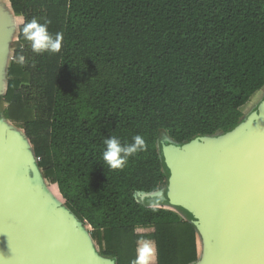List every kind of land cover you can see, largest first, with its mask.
<instances>
[{
	"label": "trees",
	"instance_id": "obj_1",
	"mask_svg": "<svg viewBox=\"0 0 264 264\" xmlns=\"http://www.w3.org/2000/svg\"><path fill=\"white\" fill-rule=\"evenodd\" d=\"M9 2L23 24L3 117L21 129L66 210L115 264H139L149 229L157 264H196L193 224L137 196L167 181L161 131L178 146L227 134L264 88V0ZM34 17L63 32L59 53L32 51L22 30ZM137 134L146 149L110 169L105 138L131 143Z\"/></svg>",
	"mask_w": 264,
	"mask_h": 264
},
{
	"label": "water",
	"instance_id": "obj_2",
	"mask_svg": "<svg viewBox=\"0 0 264 264\" xmlns=\"http://www.w3.org/2000/svg\"><path fill=\"white\" fill-rule=\"evenodd\" d=\"M8 142L0 139V264H89L72 223L36 195ZM245 142L231 154L205 144L166 152L178 181L168 198L207 229L211 264H264V122Z\"/></svg>",
	"mask_w": 264,
	"mask_h": 264
},
{
	"label": "crops",
	"instance_id": "obj_3",
	"mask_svg": "<svg viewBox=\"0 0 264 264\" xmlns=\"http://www.w3.org/2000/svg\"><path fill=\"white\" fill-rule=\"evenodd\" d=\"M17 16L12 8L9 0H0V139H7L9 146H11L17 154V157L24 167L29 183L39 197L45 201H53L55 199V193L45 190V184L41 175V169L38 163L33 157V149L27 144L28 141L23 136V133L19 129H14L13 125L5 121L3 113L6 109V103L4 101V91L6 87V77L10 64L12 62V41L17 39L19 34V28L23 24L17 22ZM22 18V17H21ZM264 103V88L257 92L251 100L242 108L243 118L242 124L248 116L254 115L255 111L261 107ZM254 106V108H253ZM253 108V109H252ZM246 111H249V115H246ZM12 126V127H11ZM21 147V148H20ZM24 153L26 155L24 156ZM27 158V159H26ZM29 160V161H28ZM39 190H37V186ZM42 194H40V192ZM162 191V190H161ZM161 191L152 194L140 193V198H158L161 195ZM59 192V189L58 191ZM60 195V192H59ZM140 201V200H139ZM145 202V201H143ZM147 202V201H146ZM166 209L172 210L181 216L182 219L189 221L193 224L196 230V242L198 260L196 264H211L213 261V250L211 247L210 237L205 226L200 223L197 215L191 210V208L185 205L170 204L165 206ZM147 237L140 243L139 247V264H157L156 261V247L155 243L150 236L151 229L140 231Z\"/></svg>",
	"mask_w": 264,
	"mask_h": 264
},
{
	"label": "rangeland",
	"instance_id": "obj_4",
	"mask_svg": "<svg viewBox=\"0 0 264 264\" xmlns=\"http://www.w3.org/2000/svg\"><path fill=\"white\" fill-rule=\"evenodd\" d=\"M23 19L21 17L17 18V22L21 23ZM17 40V39H16ZM16 40L15 43L12 41V50L14 51L16 47ZM12 51V55H13ZM254 108V106H253ZM252 108V109H253ZM249 111H246V115ZM264 122V103L261 107H259L254 115L248 116L246 121H244L242 124H240L236 129H234L231 132H228L227 134L221 135V136H213V137H201L196 138L192 142L183 144V145H176L168 136V133L166 131L160 132V140L158 143L159 151L161 152L162 156L164 155V162L167 165V169L170 171L171 176L169 173H167V181L165 185L163 186V189L161 191V195L158 198H140V201H147L152 202L156 206H163L165 207L170 206V204H177L180 206L181 203L176 202L174 200H170L168 198L169 193L172 192L174 187L178 184L177 182V176L175 175V172L172 171L171 167V161L169 157H167V150H176L179 153L182 154H188L192 151L193 148H195L198 145L205 144L208 145V149L210 151V154L212 155H222V154H231L234 153L236 149H239L243 143H246L245 141L249 140L251 135L259 129L260 125ZM13 125V124H11ZM12 127V126H11ZM14 129H19V127L13 125ZM244 128H248L246 132H244ZM27 141V140H26ZM29 145V143L27 142ZM30 146V145H29ZM175 146V147H174ZM172 147V148H171ZM21 148V147H20ZM162 148V149H161ZM33 157L35 161L38 163V158L35 157V154L33 152ZM165 165V166H166ZM164 166V169H165ZM42 171V170H41ZM43 184H45V190L51 191L52 193H55V199L52 201V206L55 210L60 209V211L66 215V218L68 219L69 223H72V227L70 228L71 232H74L78 237L79 241H81L82 245V251L83 256L85 259L89 262V264H115V261L113 259L104 258L102 256V247L99 245L98 241L95 239H92L90 237V231L91 229L87 226H83L81 223H79L68 210L64 207L62 204L61 196L59 195L58 187L57 185L50 184L47 182L43 176V172H41ZM41 193V192H40ZM42 194V193H41Z\"/></svg>",
	"mask_w": 264,
	"mask_h": 264
},
{
	"label": "clouds",
	"instance_id": "obj_5",
	"mask_svg": "<svg viewBox=\"0 0 264 264\" xmlns=\"http://www.w3.org/2000/svg\"><path fill=\"white\" fill-rule=\"evenodd\" d=\"M22 31L24 39L37 55L57 54L62 49L63 32H56L53 35L48 30V24L40 23L35 17L24 25ZM18 61L23 64L25 57L20 55ZM104 145L102 159L112 170L123 169L130 157L146 149V142L140 134L134 135L131 143L122 142L117 136L111 135L110 138H105Z\"/></svg>",
	"mask_w": 264,
	"mask_h": 264
},
{
	"label": "bare ground",
	"instance_id": "obj_6",
	"mask_svg": "<svg viewBox=\"0 0 264 264\" xmlns=\"http://www.w3.org/2000/svg\"><path fill=\"white\" fill-rule=\"evenodd\" d=\"M175 147V146H174ZM172 148V147H171ZM162 149V148H161ZM25 151H23V153H24ZM26 155V153H24V156ZM162 156V155H161ZM163 157V160H164V155L162 156ZM27 159V158H26ZM29 161V160H28ZM165 161V160H164ZM166 165V163L164 162V166ZM165 169L167 170V172L170 174V176H171V173H170V171L167 169V165L165 166ZM172 177V176H171ZM37 186V190H39V188H38V185H36ZM40 192V191H39ZM41 194V193H40ZM42 197V196H41ZM47 202V201H46ZM49 203V202H48ZM58 214L65 220V221H68V219L66 218V215H64L60 210L58 211Z\"/></svg>",
	"mask_w": 264,
	"mask_h": 264
},
{
	"label": "built area",
	"instance_id": "obj_7",
	"mask_svg": "<svg viewBox=\"0 0 264 264\" xmlns=\"http://www.w3.org/2000/svg\"><path fill=\"white\" fill-rule=\"evenodd\" d=\"M39 160V159H38Z\"/></svg>",
	"mask_w": 264,
	"mask_h": 264
}]
</instances>
